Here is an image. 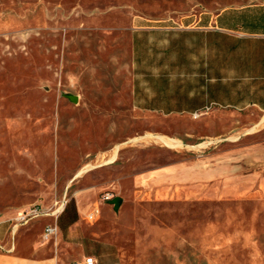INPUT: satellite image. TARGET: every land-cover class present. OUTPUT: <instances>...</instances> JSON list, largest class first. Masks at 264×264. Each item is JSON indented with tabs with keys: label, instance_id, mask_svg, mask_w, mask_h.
<instances>
[{
	"label": "rangeland",
	"instance_id": "rangeland-1",
	"mask_svg": "<svg viewBox=\"0 0 264 264\" xmlns=\"http://www.w3.org/2000/svg\"><path fill=\"white\" fill-rule=\"evenodd\" d=\"M259 3L0 0V224L9 225L0 252L49 264H85L87 256L92 264H264V182L234 197L160 198L122 180L173 156L155 138L170 117L132 101L137 20ZM253 127L263 139L264 123L244 125ZM115 145L117 156L105 162ZM107 192L122 197L117 209ZM56 199L67 201L57 217L10 227L19 209ZM46 223L57 225L47 240Z\"/></svg>",
	"mask_w": 264,
	"mask_h": 264
},
{
	"label": "crops",
	"instance_id": "crops-1",
	"mask_svg": "<svg viewBox=\"0 0 264 264\" xmlns=\"http://www.w3.org/2000/svg\"><path fill=\"white\" fill-rule=\"evenodd\" d=\"M193 9L176 18H141L132 28V101L170 117L169 130L155 138L173 156L122 180L160 198L239 196L250 182H264V138L255 127L244 129L264 123V3ZM184 145L187 155L179 156ZM0 228L1 246H8L9 225ZM13 262L49 259L0 252V264Z\"/></svg>",
	"mask_w": 264,
	"mask_h": 264
},
{
	"label": "built area",
	"instance_id": "built-area-1",
	"mask_svg": "<svg viewBox=\"0 0 264 264\" xmlns=\"http://www.w3.org/2000/svg\"><path fill=\"white\" fill-rule=\"evenodd\" d=\"M112 197V193H105L103 195V199H110ZM66 200L62 199H56L52 202V204L45 206L40 203H33L27 207L19 209L14 216L12 217L11 224L12 226H16L18 224L25 223L32 219L33 217L37 216H45V215H50V216H55L59 213H61L65 207ZM99 213V206L98 204H95L92 206L91 209H89L86 212V218L88 220L94 219ZM57 230V225L55 223H46L43 226V231H42V237L43 239L47 240L51 235H53ZM83 262L85 264H92L94 263V257L93 256H87L84 258Z\"/></svg>",
	"mask_w": 264,
	"mask_h": 264
},
{
	"label": "water",
	"instance_id": "water-1",
	"mask_svg": "<svg viewBox=\"0 0 264 264\" xmlns=\"http://www.w3.org/2000/svg\"><path fill=\"white\" fill-rule=\"evenodd\" d=\"M70 98L73 101H77V95L71 94ZM110 201L113 203L114 208L117 209L122 202V197L119 195H115L113 198L110 199Z\"/></svg>",
	"mask_w": 264,
	"mask_h": 264
}]
</instances>
